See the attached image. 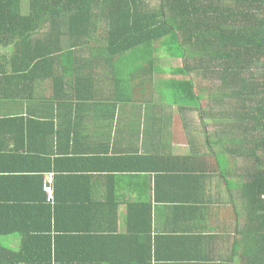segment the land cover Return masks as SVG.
I'll use <instances>...</instances> for the list:
<instances>
[{"label": "crops", "instance_id": "obj_1", "mask_svg": "<svg viewBox=\"0 0 264 264\" xmlns=\"http://www.w3.org/2000/svg\"><path fill=\"white\" fill-rule=\"evenodd\" d=\"M257 14L250 5L225 18L228 23L244 19L249 26ZM201 15L208 22L207 13ZM28 24L8 31L14 39L6 49L0 36V56L33 54L22 51L31 47L23 38ZM49 27L44 23L41 37ZM7 70L11 76L25 75ZM63 71L59 64L39 74ZM245 75L251 84L250 73ZM155 78L152 99L128 86L117 90L108 81L94 89L61 84L59 97L46 78L34 83L17 78L11 88L2 86L0 234L5 248L18 253L51 247L61 257L87 251L94 264H244L242 253L257 240L262 244L259 214L243 195L257 172L261 120L234 119L236 113L226 120L220 82L202 74L197 80L170 73ZM163 78L193 79L201 112L182 109L162 93L158 81ZM49 174L51 205L42 192ZM34 238H50L51 244L27 243Z\"/></svg>", "mask_w": 264, "mask_h": 264}, {"label": "trees", "instance_id": "obj_2", "mask_svg": "<svg viewBox=\"0 0 264 264\" xmlns=\"http://www.w3.org/2000/svg\"><path fill=\"white\" fill-rule=\"evenodd\" d=\"M250 5L258 10L257 17L251 19L253 24L244 26V19L226 21L227 12L233 9L240 11ZM202 11L207 13L210 21H204ZM236 22L240 25L234 26ZM26 23L29 24L24 29V43L31 47L22 51L33 54L0 56V69L3 68L0 71V89L2 86L3 90L9 88L17 78L29 79L31 83L46 78L52 81L54 94L59 97L56 90L61 84L73 85L75 90L87 85L94 89L96 84L108 81L117 90L128 86V91L139 90L150 99L157 81L156 74L192 75L195 80L202 74L220 82L219 91L228 107L226 120H230L231 113H236L233 117L238 120H261L257 172L244 186L243 195L250 210L259 214L258 224L264 227L261 158L264 133V0H0L2 48L13 44L14 36L8 31L17 30L15 25ZM44 23H49L50 27L41 37ZM37 33L39 38L31 40ZM53 33L56 35L52 36ZM7 41L11 44L8 45ZM12 46L20 51L18 45ZM161 56L182 60L184 65L165 69L161 67L164 61L158 63ZM59 64L64 68L62 74H39L42 69ZM7 69L25 75L11 76L6 73ZM246 73H250L251 84H247ZM257 75L260 76L259 83L255 82ZM193 79L177 81L163 78L158 82L162 93L175 100L182 109L199 114L201 98L196 96ZM3 92V98H8L9 92ZM233 100H236V106L231 104ZM4 238L5 235L0 234V264H53V261L68 263L72 260L93 261L94 264V255L87 251H75L65 257H61L59 252L52 253L51 247L46 251L10 252L4 246ZM40 239L34 238L27 243L51 244L50 238ZM263 246L264 240L262 244L257 240V245L243 252L244 264H264Z\"/></svg>", "mask_w": 264, "mask_h": 264}, {"label": "built area", "instance_id": "obj_3", "mask_svg": "<svg viewBox=\"0 0 264 264\" xmlns=\"http://www.w3.org/2000/svg\"><path fill=\"white\" fill-rule=\"evenodd\" d=\"M264 30V29H263ZM264 50V48H263ZM264 107V103H263ZM263 116H264V110H263ZM262 143H263V149L261 152V158L263 160V166L262 169L264 171V133L262 136ZM42 191L45 196V201L47 204L51 205L54 202V190H53V175L49 174L47 175V178L43 182Z\"/></svg>", "mask_w": 264, "mask_h": 264}, {"label": "rangeland", "instance_id": "obj_4", "mask_svg": "<svg viewBox=\"0 0 264 264\" xmlns=\"http://www.w3.org/2000/svg\"><path fill=\"white\" fill-rule=\"evenodd\" d=\"M160 46V45H158ZM165 56H161V61H164V63L161 64V67H164L165 69L166 68H169V67H176V66H182L184 64H182V60H176V61H173V60H170V59H167V58H164ZM164 59V60H163ZM158 62V63H160ZM165 78H168V75L165 76ZM170 95V93H168Z\"/></svg>", "mask_w": 264, "mask_h": 264}]
</instances>
